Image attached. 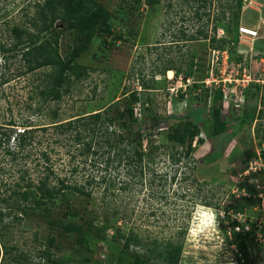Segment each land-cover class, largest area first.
<instances>
[{"label":"rangeland","instance_id":"1","mask_svg":"<svg viewBox=\"0 0 264 264\" xmlns=\"http://www.w3.org/2000/svg\"><path fill=\"white\" fill-rule=\"evenodd\" d=\"M97 1L111 13L113 35L107 42L119 35L122 39L112 46L105 45L102 36L92 40L89 50L77 61L87 68L86 75L71 86L60 102L42 107L45 115L39 119L38 126L49 128L45 133H34L33 144L26 150L27 157L12 163L4 147H0V199L11 195L9 186L20 176L17 170L27 171L25 178L34 182L44 179L47 174L42 152L47 153L52 166L53 175L47 180L50 187L59 188V181L64 180L66 185L90 190L92 198L70 195L71 191L66 190L55 200L47 216L11 211L0 221V264H50L44 258L45 252L56 259H69L65 264H135L137 254L133 249L124 250L118 232L125 234L129 230L144 242L182 243L178 264H264V89L250 83L243 92L245 102L240 108H222L220 118L230 123L223 135L214 137L209 124L214 107L220 104L213 105L216 91L206 87V79L213 73V51L201 34L208 38H231L236 32L235 2L206 0L200 5L198 0H161L153 7L142 3L135 12L134 0ZM42 2L0 0V42L9 44L8 29L13 24L25 23L27 16H32L35 4ZM229 4L231 9H227ZM238 23L256 30L257 36H239L241 49L248 51L240 61L236 54H231L233 50H227L229 63L220 69L229 70L222 78H229L230 71L242 75L246 70V75L255 80L264 70V0H242ZM226 26L232 33L226 34L223 30ZM190 37L195 40L188 41ZM74 39L72 31L62 33L59 40L62 56H66ZM9 62L4 66V60H0V72L5 78L20 67L14 59ZM167 68L179 70L183 80L185 74L192 72L186 91L180 87L178 93L170 95L172 89L181 85L175 71L168 78ZM33 75L0 86L1 127L7 128L10 118L17 124L35 118L28 110V106L38 105L37 99H29L32 88L40 84ZM133 91L138 93L142 111L136 121L125 120L126 125L116 128L127 140L142 135L144 144L151 133L152 146L160 147L154 164L147 167L150 171L146 168L143 178L137 179L126 176L123 164L116 161L108 164L116 150L107 153L103 145L94 144L93 153L82 156L90 137L83 135L84 139L77 143L72 132L59 133L61 130L53 127L56 121L64 123L76 119L72 118L76 115L102 111L118 100L123 110L126 101L122 95ZM48 109L52 110L50 115H46ZM54 112L56 119L52 116ZM185 124L191 131L198 130L187 157L185 149L169 147L165 138L169 131ZM233 127L237 131L230 136ZM215 153L218 157L211 160L209 155ZM172 155L179 162L171 159ZM91 176L95 181L89 184ZM110 181L126 189L106 192ZM102 204H107L111 214L109 229L96 236L85 230L83 219L100 214ZM67 208L78 213L76 219L64 216ZM209 209L215 214L212 227L206 226ZM238 220L248 222L249 230L253 226L257 231L248 243V263H239L241 253L232 233H228L230 223ZM61 224L81 227L84 239L74 232H65ZM96 224L101 226L100 222ZM47 237H52L56 245L49 247ZM75 248L82 255L73 252Z\"/></svg>","mask_w":264,"mask_h":264},{"label":"trees","instance_id":"2","mask_svg":"<svg viewBox=\"0 0 264 264\" xmlns=\"http://www.w3.org/2000/svg\"><path fill=\"white\" fill-rule=\"evenodd\" d=\"M231 1H234L236 5V11L233 14L236 32L233 33V36L228 39H216L215 36L208 38L206 34H201V37L210 42L209 47L211 50H224V45H226L228 50H233L232 55L236 54L237 61H240L242 56L237 54V47L239 46L238 22L240 19L242 0H229V3ZM160 2L161 0H134L133 10L135 12L138 11L142 3H145L146 6L153 7ZM198 2L202 5L201 2H206V0H198ZM231 6L229 4L227 9H231ZM31 15L30 18L27 16L28 18L25 22L27 26L22 22L20 24H13L8 29L9 39H11L9 44L7 42H0V60H4V66L10 64L9 60L12 62L13 59L20 66L13 75L7 78H5V74L0 72V86L2 87L12 80H19L28 74H34L35 79L38 77L36 82L40 83L34 87L32 86V93L29 96L30 100H38V105L35 108L28 106V110L32 111L30 116L35 118H26V120L19 124L10 118L6 123L7 128H3L0 125V147H4L5 155L10 158L9 161L12 163H15L20 157L23 158L24 156L25 158L28 156L26 150L33 144L35 139L34 133H45L48 131L49 127L38 126L39 119L44 114L42 107L52 102H60L68 94L71 86L75 82L83 79L86 75L87 68L78 64L77 61L89 50L92 40L96 36H102L104 44L112 46L116 41L122 39V36L119 35L115 36L112 42H107V38L113 35L112 24L110 23L111 13L105 5H102L97 0H43L42 3L35 4L34 12ZM196 16H199L198 12H196ZM28 28H31V30ZM65 30L72 31L75 41L69 48L66 56H62L59 52V40ZM213 30L216 32L217 27L214 26ZM223 30L226 34L232 33L229 26H226ZM193 40H195L194 37L188 39V41ZM44 70L45 72H43ZM169 70L175 71L176 77L179 76V70H174L173 68L166 69V71ZM191 73L185 74L184 78L192 77L190 75ZM215 91L213 105L219 102L220 106L217 108L214 107L213 116L209 124L212 128L213 136L219 137L226 133V127L230 124L228 123V119L222 120L219 115L222 108L229 109L230 106L228 107L222 101L220 91ZM122 99L126 101V106L123 110H120V100H118L109 104L102 111L84 114L85 116L76 115L72 117H77L76 119L64 123L61 120L56 121L53 127L61 130L59 133L72 132L73 139L77 143H81L82 138L84 139L83 135L90 137L84 144V149L81 152L82 156L90 154L95 145H103L107 153L116 150L113 158L107 160L108 164L111 161H116L118 165H124L127 177L131 179L143 178L144 170L154 164L156 150L160 147L152 146L150 140L151 133L149 134L150 141L147 140V143L144 144L142 135L134 137L132 140H127L123 134L118 132L119 129L116 126L126 125L125 120L129 122L137 120L135 106L139 105V97L136 91L127 93V96L123 94ZM148 101L146 104H148ZM139 110L142 111L140 106ZM51 112L52 110L48 109L46 115H50ZM52 116L54 119L57 118L55 112ZM233 128V131L229 134L230 136L237 131V127ZM157 133L159 135L161 134L160 131ZM197 133L198 130L191 131L185 124L169 131L165 138L169 147L173 149H185V156L187 157L191 149L190 142L198 135ZM97 139H100V141ZM10 143H15V145L12 146ZM23 153L25 154L23 155ZM209 157L213 160L218 157V154H210ZM174 158L172 155L171 159L179 162V158ZM41 159L44 165V171L47 174L43 180L34 182L30 178H25L27 171L17 170L20 171V176L12 186H9V189L12 190L11 195L7 198L0 199V221L5 216H9L13 210L20 212L22 215H28L30 213L47 216L54 207L55 200L66 190L71 191L70 195H81L82 197L92 198L90 190H84L83 186L66 185L64 180L59 181V188L50 187L47 180L50 175H53V172L46 152L41 153ZM147 170L150 171L149 168ZM73 171H76V169ZM94 181L95 179L91 176L89 184ZM103 181L105 182V179ZM119 187H116V184L110 181L107 183L105 191L107 192L114 188L117 190L126 189L124 186ZM61 200L64 202V196L61 197ZM102 205L103 209L100 214L95 213L92 218L86 217L83 219L85 230L96 236H102L109 229L108 222L110 221L111 214L107 204ZM77 215L78 213L75 210L72 212L68 208L64 213V216L68 219H76ZM15 217L17 218V216ZM97 222H100L101 226H98L96 224ZM49 225L54 226L57 223H49ZM61 225L65 232H74L81 240L84 239L85 235L81 227L67 224ZM247 225L248 222L239 223L232 221L229 226L231 227L230 233H232L234 243L241 253V258L238 259L239 263L240 261L243 263L249 262L248 243H250L251 238L256 233V229L253 226L249 231H244V227ZM235 227H240L241 231H235ZM118 232L119 237L122 239V247L124 250L133 249L137 254H135L137 257L135 264L179 263L182 243L173 244L167 242L165 245H162L157 240L144 242L141 236L134 233L133 230H129L125 234L120 231ZM46 240L49 247L56 245L52 237H47ZM73 252L82 255L80 249L75 248ZM47 253L45 252L43 255L50 264H65L69 261L66 258L56 259L49 252Z\"/></svg>","mask_w":264,"mask_h":264},{"label":"built area","instance_id":"3","mask_svg":"<svg viewBox=\"0 0 264 264\" xmlns=\"http://www.w3.org/2000/svg\"><path fill=\"white\" fill-rule=\"evenodd\" d=\"M238 35L248 37V38H255L257 36V31L253 28H250L248 26H239L238 27ZM226 50H212L213 52V58H212V64L211 67L213 68V73L210 74V79H206V87L211 90H219L222 96V101L232 109H238L240 108L241 104L245 102L244 97V90L247 89L250 83H255L256 85H260L261 89H264V70L263 73L260 75V77H256L255 80L252 78L250 79L246 75V70L243 71V68L241 69L243 72L242 75H240L241 72L238 74L236 72H228L227 76L229 78L223 79L222 75L225 74L229 69L221 70L220 67L227 66L228 61L230 59L229 54ZM248 51L245 53L244 50L241 49L240 45L237 47V54L242 56L246 55ZM237 66L239 64L235 62ZM239 68V67H238ZM240 70V69H239ZM235 74V75H234ZM238 75V76H237ZM177 80H179V86L176 90L172 89L170 91V95H175L179 92L181 88H183V92L186 91V88L191 83L192 77H185V79H182V75L177 76ZM183 84V85H182ZM213 85V86H210ZM181 87V88H180ZM139 105L135 106V115L139 116ZM239 222V220L237 221ZM229 227L228 233L230 234ZM235 231H241L240 227H235ZM244 231H249L248 226L244 227ZM257 232V231H256Z\"/></svg>","mask_w":264,"mask_h":264},{"label":"clouds","instance_id":"4","mask_svg":"<svg viewBox=\"0 0 264 264\" xmlns=\"http://www.w3.org/2000/svg\"><path fill=\"white\" fill-rule=\"evenodd\" d=\"M206 216H207L206 226H208V227L214 226V224H215V214H214V210L209 209L208 212L206 213Z\"/></svg>","mask_w":264,"mask_h":264},{"label":"bare ground","instance_id":"5","mask_svg":"<svg viewBox=\"0 0 264 264\" xmlns=\"http://www.w3.org/2000/svg\"><path fill=\"white\" fill-rule=\"evenodd\" d=\"M167 76H168L169 79H171L172 76H173V72H172L171 70H169V71L167 72Z\"/></svg>","mask_w":264,"mask_h":264},{"label":"crops","instance_id":"6","mask_svg":"<svg viewBox=\"0 0 264 264\" xmlns=\"http://www.w3.org/2000/svg\"><path fill=\"white\" fill-rule=\"evenodd\" d=\"M243 23V22H242Z\"/></svg>","mask_w":264,"mask_h":264}]
</instances>
